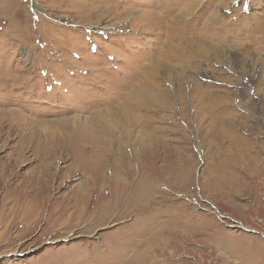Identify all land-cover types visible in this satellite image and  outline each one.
I'll use <instances>...</instances> for the list:
<instances>
[{"label":"rangeland","instance_id":"obj_1","mask_svg":"<svg viewBox=\"0 0 264 264\" xmlns=\"http://www.w3.org/2000/svg\"><path fill=\"white\" fill-rule=\"evenodd\" d=\"M0 264H264V0H0Z\"/></svg>","mask_w":264,"mask_h":264},{"label":"bare ground","instance_id":"obj_2","mask_svg":"<svg viewBox=\"0 0 264 264\" xmlns=\"http://www.w3.org/2000/svg\"><path fill=\"white\" fill-rule=\"evenodd\" d=\"M111 129V128H110ZM109 129V127H108V129H105V130H107V132H109V133H111V130ZM103 131V130H102ZM115 132V131H114ZM112 134H113V131H112ZM111 135V134H110ZM89 138H92L91 140H92V142L91 143H93V146L95 147L96 146V144H100V145H102V144H106L104 141H103V139H102V137L101 136H98V137H89ZM84 140V139H83ZM87 140V139H86ZM107 140V139H106ZM111 141V140H110ZM109 141V142H110ZM88 142H89V140H88ZM103 146V145H102ZM99 148V146L97 145V149ZM33 188V187H32ZM29 192V191H28ZM36 192V191H35ZM32 202V201H31ZM34 208V207H33ZM32 210V209H31ZM18 211V210H17ZM8 229V228H7ZM8 246V245H7Z\"/></svg>","mask_w":264,"mask_h":264}]
</instances>
